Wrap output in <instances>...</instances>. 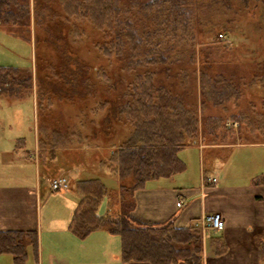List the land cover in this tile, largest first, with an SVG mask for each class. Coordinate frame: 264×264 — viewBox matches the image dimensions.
<instances>
[{
  "label": "trees",
  "instance_id": "16d2710c",
  "mask_svg": "<svg viewBox=\"0 0 264 264\" xmlns=\"http://www.w3.org/2000/svg\"><path fill=\"white\" fill-rule=\"evenodd\" d=\"M208 1L188 6L186 0H57L67 18L89 23L100 34L97 51L108 59H122V70L130 75L121 101L114 104V109L118 107L113 121L121 123L124 132L116 134L121 136L117 146L109 148L107 159L102 161L107 172L124 182L119 184L120 193L133 195L147 181L182 169L178 151L198 139V101L190 100L191 74L182 69L175 75V82H167L170 76L166 65H172L181 46H195L192 26L194 22L208 25L200 17L204 12L230 9L231 0ZM28 15L26 3L0 0V25L19 27ZM189 59L193 62L192 55ZM18 71L0 66L1 97L21 99L22 93L31 89V78L18 77ZM262 71L264 65H259L254 80L262 90L264 109ZM160 74L164 80L156 81ZM210 80L206 90L205 79L200 78L199 90L214 106L240 96L224 77ZM104 122L109 124V117ZM111 129L108 127V133ZM73 190L79 198L69 230L78 239L96 230L118 236L122 263L202 264L201 239L195 228L135 221L128 215L131 202L124 194L116 196L114 202L110 200L113 196L98 178L77 180ZM103 198L110 200L108 211L98 215ZM28 247L36 252V232H0V255H11L14 264L24 263ZM257 256L264 264V230Z\"/></svg>",
  "mask_w": 264,
  "mask_h": 264
},
{
  "label": "crops",
  "instance_id": "0c3cea01",
  "mask_svg": "<svg viewBox=\"0 0 264 264\" xmlns=\"http://www.w3.org/2000/svg\"><path fill=\"white\" fill-rule=\"evenodd\" d=\"M199 108L198 139L176 155L183 168L147 181L129 196L119 192V184L124 182L105 170L98 155L88 157L90 149L85 154L82 143L76 149L62 138L58 146L44 143L36 126L29 129L32 136L27 142L25 129H17L20 122L17 127L4 122L0 125V232H36L37 250L28 247L25 261L31 254L38 264H146L122 263L116 235L96 230L80 240L69 230L79 198L74 184L91 178L104 183L99 175L106 171L117 183L109 188L104 183L113 196L109 199L114 202L116 196L124 194L132 204L128 215L135 221L198 230L202 264H261L257 246L264 230V112L254 114L258 125L252 127L248 113L227 111L202 116ZM79 153L84 156L79 157ZM83 158H87L88 166L81 168L86 162H79ZM60 174L68 177V189L53 191L50 180ZM104 199L105 213L108 211L110 200L103 198L98 215ZM179 201L182 204L176 206ZM211 213L221 215L224 228L204 233L199 222ZM42 233L49 236L44 256ZM57 248H61L59 254ZM0 264H14L12 256L1 254Z\"/></svg>",
  "mask_w": 264,
  "mask_h": 264
},
{
  "label": "rangeland",
  "instance_id": "374dc122",
  "mask_svg": "<svg viewBox=\"0 0 264 264\" xmlns=\"http://www.w3.org/2000/svg\"><path fill=\"white\" fill-rule=\"evenodd\" d=\"M18 1L28 5L29 15L19 27L0 25V66L17 68L18 77L31 78V89L24 91L19 101L0 97V125L13 122L17 127L20 122L17 129H25L27 142L32 136L29 129L36 126L44 143L58 146L62 138L75 149L82 143L85 154L90 149L88 157L93 159L98 155L102 161L106 160L109 148L117 146L121 137L116 134L124 132L123 125L113 121L118 107L114 109V104L121 101L130 81V75L122 70L124 61L102 56L96 47L101 41L100 34L89 23L67 18L57 0ZM186 1L188 6L209 2ZM228 4L230 9L218 8L216 13L207 11L200 16L208 21L207 26L193 23L195 46L180 47L179 56L170 67L166 65L170 76L167 82H175V75L186 69L192 78L190 100L199 102L202 116L240 111L250 114L247 121L253 127L258 125L254 114L264 112L262 90L254 80L258 66L264 65V0H231ZM219 34L224 39H220ZM202 77L206 90L213 81L210 79L224 77L239 90L240 96L214 106L211 100L200 95ZM157 80H164V75L157 76ZM107 117L109 124L104 122ZM108 127L112 128L110 133ZM80 156L84 155L79 153ZM85 166H88L87 160L81 168ZM106 171L99 177L109 188L117 183ZM58 177L68 178L66 174ZM106 206L104 199L98 213L103 215ZM48 239L49 236L42 233L43 256L49 249ZM55 250L59 254L61 248ZM3 258L9 257L4 255ZM24 264L38 263H34L30 254Z\"/></svg>",
  "mask_w": 264,
  "mask_h": 264
},
{
  "label": "built area",
  "instance_id": "2783aa9c",
  "mask_svg": "<svg viewBox=\"0 0 264 264\" xmlns=\"http://www.w3.org/2000/svg\"><path fill=\"white\" fill-rule=\"evenodd\" d=\"M220 39H224V36L219 34ZM211 183H214V179L208 180ZM50 188L53 191H64L68 189V181L66 177H58L55 179L50 180ZM182 204L181 201H179L176 206H180ZM199 226L201 230L205 233L206 231H220L224 228V221L220 214L218 213H211L204 215L200 222Z\"/></svg>",
  "mask_w": 264,
  "mask_h": 264
}]
</instances>
